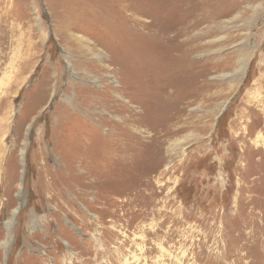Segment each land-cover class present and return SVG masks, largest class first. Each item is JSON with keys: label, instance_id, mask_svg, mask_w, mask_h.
Masks as SVG:
<instances>
[{"label": "rangeland", "instance_id": "obj_1", "mask_svg": "<svg viewBox=\"0 0 264 264\" xmlns=\"http://www.w3.org/2000/svg\"><path fill=\"white\" fill-rule=\"evenodd\" d=\"M231 1L0 0V264H264V0Z\"/></svg>", "mask_w": 264, "mask_h": 264}, {"label": "bare ground", "instance_id": "obj_2", "mask_svg": "<svg viewBox=\"0 0 264 264\" xmlns=\"http://www.w3.org/2000/svg\"><path fill=\"white\" fill-rule=\"evenodd\" d=\"M80 1V0H79ZM213 1H216V0H209V3L211 4ZM220 1V0H219ZM236 1L237 0H233V2L232 3H234V4H236ZM203 2V1H202ZM208 3V2H207ZM121 8H122V11L124 12V13H126L127 11H131V10H129V7L127 8L124 4L121 6ZM134 10V9H133ZM192 11V10H191ZM97 13V12H96ZM160 13V12H159ZM133 15V14H132ZM164 15V14H163ZM157 17V16H156ZM146 17H128L127 19H126V22H127V25H128V27H129V30H127V34H128V37H129V40H128V44H129V46H127V45H125V48H127L128 47V50H127V55H126V57H124V59L126 58V60H127V65L128 66H130V71H129V74H133L134 73V71H133V68H134V66L137 68V71L141 68V65H142V61H143V59H146L145 58V56H146V52H147V48H146V44H145V40L146 39H148L147 37H150V35H149V33H147L146 32V30L147 31H149V30H151V29H153L154 28V17L152 18V20L149 22V21H147L146 19H145ZM159 18V17H158ZM157 18V19H158ZM194 23V22H193ZM196 24H198V20H197V23H196V21H195V23H194V26L196 25ZM213 29V28H212ZM160 35H161V33L160 34H157V36L156 37H158V38H156V37H153V42H154V40H156V39H160ZM264 36V35H263ZM127 37V36H126ZM152 37V36H151ZM64 39H65V37H63ZM176 38H180V37H176ZM68 39V38H67ZM131 41V42H130ZM149 41H152V38L151 39H149ZM159 41V40H158ZM143 42H144V44H143ZM159 42H161V41H159ZM81 43V42H80ZM71 44V43H70ZM89 44V43H88ZM68 45H69V43H68ZM70 46V45H69ZM72 47V46H71ZM85 47V46H84ZM88 47V46H87ZM87 47H85L86 49H87ZM120 48V51L119 52H121L122 50V46L121 47H119ZM84 49V48H83ZM82 49V51H85V50H83ZM123 49H124V47H123ZM79 50V49H78ZM193 50V49H192ZM195 50V49H194ZM76 51V50H75ZM152 52V51H151ZM155 52H156V50H155ZM147 54H148V52H147ZM187 55V54H186ZM100 56V55H99ZM119 56V55H118ZM263 56V55H262ZM116 57H117V55H116ZM149 57V56H148ZM122 56H119L117 59L116 58H114L115 60H113V64H114V61L117 63V62H120L121 60H122ZM188 58V57H187ZM263 59H264V57H262ZM188 60V59H187ZM118 64V63H117ZM121 64V63H120ZM119 65V64H118ZM261 65V64H260ZM78 66V65H77ZM80 66V65H79ZM120 66V65H119ZM247 67V66H246ZM246 67H245V69H246ZM80 68V67H79ZM244 69V70H245ZM123 69H121V71H122ZM138 74H141L140 72L138 73ZM127 75V74H126ZM262 77H263V75H262ZM144 79H146L145 78V76H144ZM141 80V79H140ZM130 81V80H129ZM131 82V81H130ZM137 84V83H136ZM132 85V84H131ZM130 85V86H131ZM136 86H139V85H136ZM131 87H129V89H130ZM132 89V88H131ZM139 89V88H138ZM126 90H128V89H126ZM133 91V90H132ZM131 91V92H132ZM135 91V90H134ZM137 93H138V91H137ZM135 104V103H134ZM122 105V104H121ZM140 106V105H139ZM146 107V106H145ZM140 109V108H139ZM61 110V109H60ZM59 110V111H60ZM65 110H68V109H66L65 108ZM63 111V110H62ZM61 111V112H62ZM144 111V110H143ZM65 112H67V111H65ZM73 112V111H72ZM71 112V113H72ZM60 113V112H59ZM59 113H58V115H59ZM69 113V112H68ZM70 113V114H71ZM65 115V117H66V114H63V116ZM131 115V114H130ZM62 116V117H63ZM68 116V115H67ZM135 116V115H134ZM59 117H61V116H59ZM58 117V118H59ZM132 118V117H131ZM63 119V118H62ZM133 119V118H132ZM60 120V119H59ZM139 121V120H138ZM62 122V121H61ZM109 139V138H108ZM141 142V141H140ZM107 144V143H106ZM25 149H26V147H25ZM24 149V150H25ZM22 155H23V153H22ZM22 171L24 172V166H23V168H22ZM22 172V173H23ZM22 183V182H21ZM20 197H21V195H20V192L18 193L17 192V199L19 200V201H21L20 200ZM21 202H23V201H21ZM18 213H19V210L18 209H15L13 212H12V217L11 218H9V219H7L6 220V223L4 224V226H5V231H6V240L7 241H5V240H2L1 242H0V244H2L1 245V248H2V250H4V254H6L7 253V245H8V241L10 242V240H9V236H10V227H12L13 226V224H14V219H15V217L18 215ZM6 256V255H5Z\"/></svg>", "mask_w": 264, "mask_h": 264}, {"label": "water", "instance_id": "obj_3", "mask_svg": "<svg viewBox=\"0 0 264 264\" xmlns=\"http://www.w3.org/2000/svg\"><path fill=\"white\" fill-rule=\"evenodd\" d=\"M20 195H21V192H20ZM21 198V197H20ZM19 210H20V208H19Z\"/></svg>", "mask_w": 264, "mask_h": 264}]
</instances>
